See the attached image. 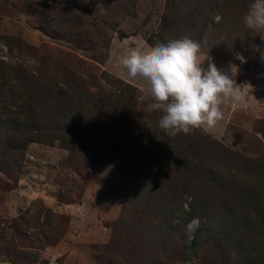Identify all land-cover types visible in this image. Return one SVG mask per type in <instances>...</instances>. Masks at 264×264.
<instances>
[{
	"label": "rangeland",
	"instance_id": "rangeland-1",
	"mask_svg": "<svg viewBox=\"0 0 264 264\" xmlns=\"http://www.w3.org/2000/svg\"><path fill=\"white\" fill-rule=\"evenodd\" d=\"M194 1L0 0V264H222L221 234L230 260L264 264V32L243 21L252 0H205L203 29ZM163 35L196 41L237 84L241 105L208 131L162 130L120 66ZM99 109H129L124 138L92 125Z\"/></svg>",
	"mask_w": 264,
	"mask_h": 264
},
{
	"label": "clouds",
	"instance_id": "clouds-1",
	"mask_svg": "<svg viewBox=\"0 0 264 264\" xmlns=\"http://www.w3.org/2000/svg\"><path fill=\"white\" fill-rule=\"evenodd\" d=\"M243 21L248 29L264 32V0H252ZM200 52V45L185 36L146 51L131 48L120 59L127 77L141 81L140 91L153 101L149 110L162 113L158 126L169 135L208 131L223 119V104L242 99L235 80L211 57L201 59Z\"/></svg>",
	"mask_w": 264,
	"mask_h": 264
},
{
	"label": "trees",
	"instance_id": "trees-1",
	"mask_svg": "<svg viewBox=\"0 0 264 264\" xmlns=\"http://www.w3.org/2000/svg\"><path fill=\"white\" fill-rule=\"evenodd\" d=\"M204 1L205 0H195L194 1L195 4L192 5L193 10H194L195 15H196V18H197L196 21L198 20V22L202 26V29H203V27L207 26V24H208V22H207L208 19H209V16L208 15H213L214 13H216L215 12V7H212V6L208 5V3L207 4H203ZM208 10L210 11V13L207 12ZM193 19L195 20L194 17H193ZM183 21H184V24L186 26L185 28H188V31L193 32L192 33V38L194 40H197V42H198V40L200 38L197 37L194 34V30L193 29L195 27V23L192 22L193 20L192 19H189V17L187 16ZM166 41H167V36L166 35H163L162 36V43L163 42H166ZM126 86L129 87V85H126ZM121 95L124 96L125 98L129 99V102H131V101L133 102L134 101L133 98L131 100L128 97V94L126 93V91H123V93H121ZM118 101H120V100H118ZM82 107H88V104H85V105L82 104ZM48 109L52 112L54 110V106L52 104H48ZM99 110H100V113L95 116V118H96L95 120L96 121L93 122L92 125H94V127H97L99 129H101V128H107L110 131L108 136H114V137H117V138H119V137L124 138V135L125 134H124L123 128H121V127L124 125L123 123H125V121H123V120L126 118V116L127 117L129 116V114H128L129 113V109L128 110L127 109H122L123 112L122 113H117V114H120V115L118 117L111 118V120L110 119L107 120L106 119V116L100 115L103 112V109H99ZM160 115L162 116V113L161 112H160ZM140 126L141 125L138 124L136 127H134L133 128L134 134L126 136V139H128L130 141V140H132V137L142 138V136H144V134H145L144 133L145 132V129H141ZM52 128L54 129L56 127H54L52 125ZM58 129L61 130V126H58ZM11 140H14V139L12 138ZM43 142L45 143L46 140H43ZM48 143H51V142L48 141ZM157 144H159V142H157ZM65 145H66V146H64L65 148L70 149V145H68V144H65ZM157 148L158 147H156V149ZM119 149L120 148H119L117 142L110 141V143H108V145H105V147L103 148L104 153H101L99 155H100L101 158L105 159L106 161L113 162L114 161V159H113L114 153L117 152V150H119ZM159 149L161 150L160 147H159ZM188 208L189 209L187 211H184V213L188 217V218H186V221H189L190 220L189 219L190 217H193L194 215H196L194 213V211H193V207H191V206L189 207L188 206ZM260 215L262 217V224H263L264 223L263 212H261ZM242 221H243L242 224L243 225H246V223H247V217H244L243 216V220ZM237 231H240L239 227L237 228ZM229 238L232 239L231 235H230ZM194 240L195 239L193 237L192 238V241H194ZM222 241H224V242H222ZM231 241H232V244L231 245H230V243H227L228 240L226 239L225 235H223V234L218 235L215 238V247H216L217 251L221 254V258L220 259H221V263L222 264H251L252 262H256L257 261V258L251 257L249 254H243L242 250H241L242 255H240L238 253V251H236L237 257L236 258H233L232 260H230V258H228L229 257L228 256L229 255V249H231L233 251V249H235L234 248V245L238 246L237 242H234L233 240H231ZM220 243H225L226 249L221 248L220 247ZM182 245L184 247H187L186 244H182ZM241 247H240V249H241ZM222 259H223V261H222ZM258 263L260 264V262H258Z\"/></svg>",
	"mask_w": 264,
	"mask_h": 264
},
{
	"label": "crops",
	"instance_id": "crops-1",
	"mask_svg": "<svg viewBox=\"0 0 264 264\" xmlns=\"http://www.w3.org/2000/svg\"><path fill=\"white\" fill-rule=\"evenodd\" d=\"M231 104H232L231 106H233L234 108H235V107H239V105H241L240 102H238V103H233V102H232Z\"/></svg>",
	"mask_w": 264,
	"mask_h": 264
}]
</instances>
